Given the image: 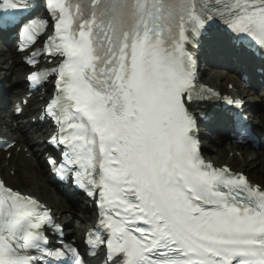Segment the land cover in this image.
<instances>
[{"label":"snow or ice","instance_id":"obj_1","mask_svg":"<svg viewBox=\"0 0 264 264\" xmlns=\"http://www.w3.org/2000/svg\"><path fill=\"white\" fill-rule=\"evenodd\" d=\"M46 6L53 34L42 51L63 59L27 79L40 85L56 77L46 113L58 132L49 143L64 152L58 166L48 163L88 195L98 191L92 249L106 243L105 264H264V186L202 159L190 106L203 89L196 91V62L186 48L222 23L230 49L243 53L252 41L264 49V0ZM7 7L33 5L12 0ZM12 25L33 43L45 22L0 16V27ZM45 224L58 228L35 200L0 182V264H89L70 245L50 248Z\"/></svg>","mask_w":264,"mask_h":264},{"label":"bare ground","instance_id":"obj_2","mask_svg":"<svg viewBox=\"0 0 264 264\" xmlns=\"http://www.w3.org/2000/svg\"><path fill=\"white\" fill-rule=\"evenodd\" d=\"M205 48L210 52L208 56H210L209 59L212 62L227 66L236 64L237 70H244L254 82L252 68L256 65L255 60L248 58L244 52L238 53L234 49H230L228 39L223 35L219 33L211 34L205 43ZM220 55H223L224 59H219ZM21 58L22 55L15 53L13 45H10L9 48L0 46V105L3 103L6 105L7 102L10 103V106L0 111V137L15 142V145L6 151V153H10L12 158L7 161H1L0 177L3 181H15L19 177V180H22L21 183L25 185H30L26 181L27 178L28 180H36L34 186L38 188L35 189L38 194H35L34 191L30 193L28 190H23L22 193L36 198L47 209L51 208L52 216L57 218L64 226L70 227L73 223L71 229L65 231V233L73 234V236L74 233L80 234L82 238L90 224L94 222L93 207L89 205L87 200L79 196L68 197L67 203L58 198L60 194L58 186L52 183V177L48 173L43 158H41V154L45 152L44 144L47 140V137L43 139L42 135L49 131V125L46 122H38L37 119L40 115V108L44 105L41 98L46 102L51 95L46 96L40 90L37 91L27 100V105L23 107L21 115L18 117L13 116V105L17 102L20 103L27 94V85L24 79L25 75L30 71L25 68ZM200 81L212 89L210 94L223 90L221 93L224 95L240 98L244 102L243 113L248 116L254 128L253 131L258 137L257 144L254 145V149L249 150L250 152L248 150L245 151L247 147L231 145L225 139L218 140L215 137H211V140L215 141V143L210 145V138L203 137L201 147L206 161L212 162L217 167H230L236 173H252L255 169L262 171V167L264 169V83L262 84V90L253 96V92H249L246 95L248 85H239L236 76L229 75L222 70L200 73ZM228 83L233 86L234 90H225ZM216 102H219V100L197 103L193 105L192 110L204 111V108L215 105ZM32 117L36 119L34 124L31 122ZM219 117L213 118L209 126L217 134L224 135L228 132V124L225 120L218 119ZM51 131L49 132L51 133ZM49 132L48 135L50 134ZM41 142L44 144H41ZM219 146H224L227 150L223 159L221 158L222 151ZM18 147L19 150L27 148L30 156L28 157L27 154L20 153V151L17 153L16 148ZM13 169L15 174L14 178H11L6 172ZM25 169L26 171H24ZM20 175L23 177L20 178ZM39 190L49 195L46 203L38 197V195L43 196ZM72 218L76 221L72 220L70 224V219Z\"/></svg>","mask_w":264,"mask_h":264},{"label":"rangeland","instance_id":"obj_3","mask_svg":"<svg viewBox=\"0 0 264 264\" xmlns=\"http://www.w3.org/2000/svg\"><path fill=\"white\" fill-rule=\"evenodd\" d=\"M262 90V88L260 89V91ZM247 94V93H246ZM26 118H28V116H26ZM33 119H35L34 117L33 118H31V120H33ZM229 144H231V145H233L232 143H229ZM26 149V148H25ZM219 149H221V151H222V156H221V158L223 159V157L225 156V154H226V149L224 148V146H219ZM241 150H243V149H241ZM245 150V149H244ZM248 150V152H250L249 151V149H246L245 151H247ZM17 151V153L20 151V153H21V150H19V147H18V149L16 150ZM228 153V152H227ZM12 158V156L10 155V153L9 154H4L3 152H1L0 153V164H1V161L3 160H10ZM1 166V165H0ZM22 168V167H21ZM26 169H28V168H26ZM26 169L24 170V171H26ZM264 169H263V167H262V171H259V170H257V169H255L254 170V172H245L246 174H247V176H248V178L252 181V182H256V183H258V184H260V186H264ZM11 178H14V174H15V172L12 170V171H8V172H6ZM21 177H23L22 175H20V178ZM37 179H38V177H37ZM21 181L22 180H19V177L17 178V180H15V181H11V180H9V181H5V184L7 185V186H9L10 188H13V189H18V190H20L21 192L23 191V190H25V191H27L28 190V192H32L33 193V191H34V193L35 194H38L37 193V191L35 190V189H38V188H35V186H34V182L36 181V180H28V178L26 179V181H27V183L28 184H30V185H25V184H22L21 183ZM39 191H41V190H39ZM41 193H42V195L43 196H40V195H38V197L40 198V199H42L43 201H44V203H46V199H49V195L47 194V193H44V192H42L41 191ZM42 201V202H43ZM50 210H52L51 208H50ZM78 223V222H77ZM72 226H73V224H72ZM75 229V228H74ZM76 236H74V239L76 240H80V235L79 234H75Z\"/></svg>","mask_w":264,"mask_h":264}]
</instances>
